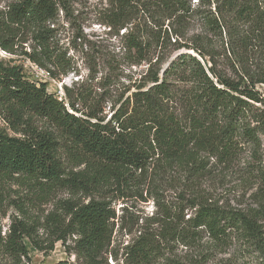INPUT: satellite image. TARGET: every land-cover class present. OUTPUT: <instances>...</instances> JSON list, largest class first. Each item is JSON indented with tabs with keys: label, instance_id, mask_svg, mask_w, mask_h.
<instances>
[{
	"label": "trees",
	"instance_id": "1",
	"mask_svg": "<svg viewBox=\"0 0 264 264\" xmlns=\"http://www.w3.org/2000/svg\"><path fill=\"white\" fill-rule=\"evenodd\" d=\"M65 3L16 0L7 5L0 12V50L29 60L52 80L76 73L73 58L56 38L55 24ZM103 15L116 37L124 30L121 55L113 54L110 64L146 65V74L124 91L108 117L98 103L79 108L87 98L78 91L66 88L67 103L58 100L46 92V84L27 81L13 59L0 60V114L13 133L0 129V189L19 180L51 191L85 192L98 184L84 172L65 177L56 133L75 156L102 169L103 180L145 172L155 157L196 176L202 154L232 164L242 145L260 146L264 93L257 86L264 88V0H109ZM192 25L199 32L188 36ZM34 119L50 131L41 130ZM259 170L264 179V168ZM187 202V220L184 207L174 215L164 213L167 232L175 234L180 221L220 242L240 233L264 254V211L247 214ZM115 219L105 201L63 202L45 218L52 238L47 246L25 223H11L3 236L0 223V253L28 263L25 238L41 252L73 238L71 250L83 264H97L111 244ZM186 228L181 229L183 237ZM152 248L141 237L126 248L127 263L148 264Z\"/></svg>",
	"mask_w": 264,
	"mask_h": 264
},
{
	"label": "rangeland",
	"instance_id": "2",
	"mask_svg": "<svg viewBox=\"0 0 264 264\" xmlns=\"http://www.w3.org/2000/svg\"><path fill=\"white\" fill-rule=\"evenodd\" d=\"M14 1L0 0V12ZM63 1H66V11H59L55 24L58 30L56 38L59 48L68 50V55L73 58L76 73L59 81L44 79L34 69L26 68L28 61L20 55H10L0 60L13 59L12 65L21 66L29 82L46 84V92L58 100L66 102V88L78 91L87 98V103H80L79 108L89 109L98 103L100 108H104L103 116L109 117L112 107L124 95V91L146 74L147 66L129 67L125 62L110 64L113 54L114 57L121 55L120 36L124 30L116 37L103 23V13L109 8V0ZM198 32V26L192 25L187 35ZM76 35H81V39H76ZM177 53L174 52L172 57ZM257 88L264 93V88ZM34 124L41 130L50 131V126L43 121L34 119ZM10 134L13 135L12 132ZM56 137L65 177L70 173L84 172L89 176V181L92 179L98 184L92 183L85 192L61 187L51 191L23 180L3 186V190L0 189L2 236L7 234L11 223L19 221L26 224L42 245L47 246L52 239L44 227L47 215L60 208L63 202L88 203L97 200L109 203L116 217L111 244L97 264H128L126 248L141 237L154 246L148 264H264V254L245 235L232 233L227 240L220 242L205 231L186 228L185 222L176 224L178 228L175 234L167 232L163 223L164 213L167 215L170 211L174 215L183 207L187 220L191 214L187 209L189 200L218 204L247 214L263 212L264 179L259 169L264 168V138L260 137V146L256 148L242 145L239 157L232 164H223L216 158L202 154L196 176L195 171L191 173L187 167L167 164L163 158L155 157L145 172H132L118 179L109 177L103 180L102 169H97L91 160L75 156L66 148V141L60 133H56ZM182 228L188 229L184 230L187 236L183 237ZM24 244L30 262L27 263L24 258L14 260L0 253V264H56L61 261L83 264V259H79L71 250L73 238L65 244L57 242L52 250L43 252L34 248L27 238Z\"/></svg>",
	"mask_w": 264,
	"mask_h": 264
},
{
	"label": "built area",
	"instance_id": "3",
	"mask_svg": "<svg viewBox=\"0 0 264 264\" xmlns=\"http://www.w3.org/2000/svg\"><path fill=\"white\" fill-rule=\"evenodd\" d=\"M8 56H10V54H8V53H6V52H4V51H2V50H0V58H6V57H8ZM9 60V59H8ZM26 61H28L27 63V65H26V68H32V69H34L35 70V72L36 73H39L40 74V76H42L44 79H48V78H50L49 77V74L45 71V70H43V69H41V68H39V67H37L35 64H33V63H31L29 60H27L26 59ZM22 71H23V69H22ZM24 73V72H23ZM26 80H28L29 81V78L27 79L26 78ZM32 83V82H31ZM36 86H38L39 85V83H37V84H35ZM0 129H2V130H5L6 132H8L9 134L11 133V131L9 130V128H8V124L6 123V121L3 119V116L0 114ZM11 135V134H10Z\"/></svg>",
	"mask_w": 264,
	"mask_h": 264
}]
</instances>
